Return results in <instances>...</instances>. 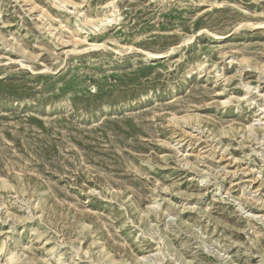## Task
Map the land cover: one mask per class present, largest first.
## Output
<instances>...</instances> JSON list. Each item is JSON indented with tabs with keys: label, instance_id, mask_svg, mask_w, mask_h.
Here are the masks:
<instances>
[{
	"label": "rangeland",
	"instance_id": "1",
	"mask_svg": "<svg viewBox=\"0 0 264 264\" xmlns=\"http://www.w3.org/2000/svg\"><path fill=\"white\" fill-rule=\"evenodd\" d=\"M0 264H264V0H0Z\"/></svg>",
	"mask_w": 264,
	"mask_h": 264
},
{
	"label": "bare ground",
	"instance_id": "2",
	"mask_svg": "<svg viewBox=\"0 0 264 264\" xmlns=\"http://www.w3.org/2000/svg\"><path fill=\"white\" fill-rule=\"evenodd\" d=\"M61 3H62V2H61ZM155 54H156V53H155ZM155 54H154V55H155ZM156 55H157V54H156ZM157 56H160V55H157Z\"/></svg>",
	"mask_w": 264,
	"mask_h": 264
}]
</instances>
